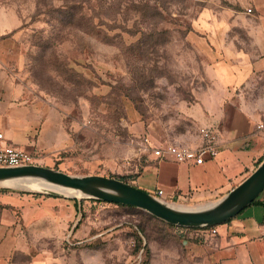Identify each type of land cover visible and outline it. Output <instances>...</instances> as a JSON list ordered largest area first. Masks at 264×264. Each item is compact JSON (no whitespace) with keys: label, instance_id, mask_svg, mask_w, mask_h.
I'll return each instance as SVG.
<instances>
[{"label":"rangeland","instance_id":"1","mask_svg":"<svg viewBox=\"0 0 264 264\" xmlns=\"http://www.w3.org/2000/svg\"><path fill=\"white\" fill-rule=\"evenodd\" d=\"M236 1L0 0L12 25L0 35V107L31 117L29 140L53 126L51 153L26 147L36 165L128 183L153 156L155 115L174 116L171 89L190 101L205 84L183 39L203 13L231 21ZM168 225L133 207L0 186V264H155V243L178 242Z\"/></svg>","mask_w":264,"mask_h":264},{"label":"crops","instance_id":"2","mask_svg":"<svg viewBox=\"0 0 264 264\" xmlns=\"http://www.w3.org/2000/svg\"><path fill=\"white\" fill-rule=\"evenodd\" d=\"M236 2L241 12L232 11L231 21L203 13L183 39L200 61L205 84L189 88L190 101L172 88L168 111L174 116L155 115V149L171 144L197 146L202 143L199 129L204 128L217 137L216 158L192 166L151 155L128 181L162 201L215 202L264 158V0ZM10 28L9 19L0 20V35ZM32 126L25 111L0 107V132L8 145L35 157L26 147L44 153L57 148L53 126L44 125L29 140ZM159 190L161 196L156 195ZM257 200L261 204H251L216 226L217 234L210 238L201 236L198 228L174 227L178 242L155 243V264H264V191ZM32 264L48 263L34 259Z\"/></svg>","mask_w":264,"mask_h":264},{"label":"water","instance_id":"3","mask_svg":"<svg viewBox=\"0 0 264 264\" xmlns=\"http://www.w3.org/2000/svg\"><path fill=\"white\" fill-rule=\"evenodd\" d=\"M5 183H11L6 187L18 190L55 195L71 190L81 195L78 198L137 208L176 227H213L237 216L264 191V158L247 178L219 200L187 209L170 206L116 178L75 177L38 165L0 168V186Z\"/></svg>","mask_w":264,"mask_h":264},{"label":"built area","instance_id":"4","mask_svg":"<svg viewBox=\"0 0 264 264\" xmlns=\"http://www.w3.org/2000/svg\"><path fill=\"white\" fill-rule=\"evenodd\" d=\"M262 127V124L258 125V128ZM199 135L202 143L197 146L190 147L187 145L171 144L165 148L155 149L153 156L163 159L168 158L176 163L201 166L206 161H211L216 158L218 154V143L216 135L208 129H199ZM36 164V157L31 152L8 145L5 142L3 134L0 132V168H15ZM156 195L161 196L162 191H157ZM178 228L185 229L183 227ZM198 229L201 236L205 238H210L217 234L216 226L201 227Z\"/></svg>","mask_w":264,"mask_h":264},{"label":"bare ground","instance_id":"5","mask_svg":"<svg viewBox=\"0 0 264 264\" xmlns=\"http://www.w3.org/2000/svg\"><path fill=\"white\" fill-rule=\"evenodd\" d=\"M1 185L10 186L11 183H5V184H1ZM65 192H66V194H68V195H70V196H73V197H80V196H81L79 193H77V192H73V191H71V190H67V191H65Z\"/></svg>","mask_w":264,"mask_h":264},{"label":"trees","instance_id":"6","mask_svg":"<svg viewBox=\"0 0 264 264\" xmlns=\"http://www.w3.org/2000/svg\"><path fill=\"white\" fill-rule=\"evenodd\" d=\"M119 180H121V179H119ZM122 181V180H121ZM94 201H96V200H94ZM99 202V201H98ZM253 204H261L257 199L256 200H254L253 202H252V205ZM115 205H117V206H121V207H126V208H132V207H130V206H125V205H118V204H115ZM168 226H170V227H175V226H172V225H168Z\"/></svg>","mask_w":264,"mask_h":264}]
</instances>
